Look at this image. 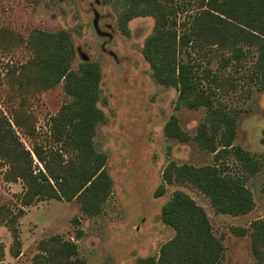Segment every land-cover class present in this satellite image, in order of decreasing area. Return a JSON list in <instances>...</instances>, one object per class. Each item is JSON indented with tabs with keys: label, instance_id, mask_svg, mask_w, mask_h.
<instances>
[{
	"label": "trees",
	"instance_id": "1",
	"mask_svg": "<svg viewBox=\"0 0 264 264\" xmlns=\"http://www.w3.org/2000/svg\"><path fill=\"white\" fill-rule=\"evenodd\" d=\"M101 1L120 4L117 27L124 36L129 35L131 20L153 19L152 33L142 47L153 78L175 89L176 111H205L192 140L199 150L212 154L213 163L196 167L169 161L155 196L163 195L167 184H188L209 200L217 214H249L254 199L246 182L264 168V154L255 156L234 145L242 108L230 106L221 96L237 92L241 80L248 84L241 91L242 100H249L254 91L264 93V0H199L193 9L175 0ZM0 48L8 53L21 48L26 53L22 62L10 61L0 68V95L8 115L0 112V159L8 167L4 179L20 181L24 190L16 212L0 207V226L11 236L9 255L17 258L24 207L74 200L83 215L98 216L112 194V179L106 155L94 146L96 128L105 122L96 105L101 81L98 63L83 62L73 70L74 46L64 30L32 29L22 37L0 29ZM214 61L218 63L213 70ZM240 70H246V75L239 77ZM59 85L62 103L40 132L33 105L41 94ZM164 135L182 143L191 140L174 115L165 124ZM229 157L235 162L233 170L225 162ZM160 216L174 236L157 256L138 258L136 264H222L224 246L213 235L203 208L190 196L174 191ZM233 232L249 235L252 264H264V217L253 221L248 230ZM39 245L46 264H85L72 241L54 236ZM4 256L0 245V262Z\"/></svg>",
	"mask_w": 264,
	"mask_h": 264
},
{
	"label": "rangeland",
	"instance_id": "2",
	"mask_svg": "<svg viewBox=\"0 0 264 264\" xmlns=\"http://www.w3.org/2000/svg\"><path fill=\"white\" fill-rule=\"evenodd\" d=\"M175 1L193 9L199 0ZM120 9L115 1L0 0V29L22 37L32 29L64 30L74 46L73 70L83 62L98 63L101 81L96 105L105 122L96 128L94 146L106 155V170L112 179V194L98 216L83 215L74 200L40 201L24 207L25 214L19 219L20 255H9L11 236L7 228L0 226V245L5 251L0 264H46L40 258L44 252L39 244L54 236L75 243L85 264H136L138 258L157 256L160 247L174 236V231L162 222L160 211L176 190L190 196L205 211L213 235L224 246L222 264H252L249 235L238 236L233 229L248 230L253 221L264 217V168L246 182L254 209L244 216L217 214L209 200L188 184H167L164 194L155 196L169 161L196 167L213 163L212 154L199 150L192 140L205 111L174 109L177 92L157 83L142 56L153 19L131 20L129 35L124 36L117 27ZM25 55L21 48L12 53L0 48V68L3 70L10 61L22 62ZM217 63L211 64L213 70ZM245 75L246 70H240L239 77ZM240 83L237 92L221 98L232 107L242 108L234 145L258 156L264 154V93L254 91L249 100H242L241 91L248 84L242 80ZM61 103L60 85L40 95L33 105L40 132L46 130L48 116L55 114ZM0 112L8 118L1 95ZM172 115L191 140L182 143L165 137L164 126ZM21 140L29 149L28 143ZM225 162L231 170L235 168L232 157ZM7 169L0 159V207L16 212L18 197L24 190L20 181L9 183L4 179ZM77 233H81L79 239Z\"/></svg>",
	"mask_w": 264,
	"mask_h": 264
}]
</instances>
